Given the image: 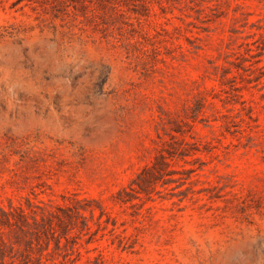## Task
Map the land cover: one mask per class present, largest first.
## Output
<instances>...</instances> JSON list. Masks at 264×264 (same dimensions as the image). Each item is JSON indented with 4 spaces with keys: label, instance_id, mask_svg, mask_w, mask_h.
Here are the masks:
<instances>
[{
    "label": "rangeland",
    "instance_id": "374dc122",
    "mask_svg": "<svg viewBox=\"0 0 264 264\" xmlns=\"http://www.w3.org/2000/svg\"><path fill=\"white\" fill-rule=\"evenodd\" d=\"M0 264H264V0H0Z\"/></svg>",
    "mask_w": 264,
    "mask_h": 264
}]
</instances>
